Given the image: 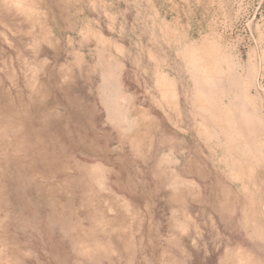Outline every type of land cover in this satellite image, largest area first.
Wrapping results in <instances>:
<instances>
[{"label":"rangeland","instance_id":"1","mask_svg":"<svg viewBox=\"0 0 264 264\" xmlns=\"http://www.w3.org/2000/svg\"><path fill=\"white\" fill-rule=\"evenodd\" d=\"M190 60L245 138L194 116ZM259 118L264 0H1L0 264H221L264 222Z\"/></svg>","mask_w":264,"mask_h":264},{"label":"bare ground","instance_id":"2","mask_svg":"<svg viewBox=\"0 0 264 264\" xmlns=\"http://www.w3.org/2000/svg\"><path fill=\"white\" fill-rule=\"evenodd\" d=\"M1 1V0H0ZM20 5V3H19ZM10 6V5H9ZM23 6V5H21ZM19 6V7H21ZM25 7V6H24ZM18 11V10H17ZM22 11V10H21ZM174 20V19H173ZM172 20V21H173ZM169 21V20H168ZM166 26V25H165ZM167 30V29H166ZM172 31V30H171ZM182 32V31H181ZM169 33V32H168ZM181 35V34H180ZM3 36V35H2ZM4 38V37H3ZM183 38V37H182ZM184 39V38H183ZM174 43V42H173ZM9 44V43H8ZM180 47V46H178ZM207 53H208V60L212 59L211 51L212 48L211 47H207ZM209 51V52H208ZM177 54V53H176ZM205 56V55H204ZM190 59L193 60V54H190ZM247 57V56H246ZM204 58V57H203ZM252 59V58H251ZM255 59V57H254ZM189 63L188 67V71L190 72V81L193 84V86L195 87V94L194 96H185L184 101L187 103H190V105H194V116L195 117H199L200 120L199 121H205L206 122H212L214 124V126H217L220 129V135L225 136L227 139H230L232 136V133H235V129H237V127H239V136L241 138H245V136L247 135V133H250V131L252 130V126L253 123L255 122V118L253 115L251 114H245L243 113L242 115H240L241 117H236V115H234L233 113L230 114H226V112H223L219 107H217V105L214 104H209L207 102V100H210L211 97L213 96L214 93V88L216 87L215 82H217L218 77L216 76L217 72H216V67H215V60L213 61H208L206 60L205 63L208 66V70L206 72V74L201 73L200 71L196 74L193 73V70H195L194 68H197V64L196 62L193 64V62ZM260 60V59H259ZM259 62V61H258ZM259 65V64H258ZM255 67V66H254ZM259 68V67H258ZM260 70V69H259ZM259 74V73H258ZM218 75V74H217ZM250 75H253V72L250 71ZM219 76V75H218ZM169 77V76H168ZM35 79V77H34ZM113 81V80H112ZM257 81V80H256ZM175 82V81H174ZM231 82H233V80H231ZM23 83V82H22ZM257 83V82H256ZM120 87V86H119ZM156 87L158 89V91L160 92V95L162 96V100H164V102L166 104H168L170 102L171 99V93L169 88L166 85V82L163 79H159L157 80V84ZM201 87V89H200ZM19 88V87H18ZM107 89V88H106ZM176 90V89H175ZM118 91V90H117ZM110 95V94H109ZM177 97V96H176ZM124 98V97H123ZM197 99V102H194V100ZM103 100V99H102ZM101 100V101H102ZM178 100V99H177ZM119 101V100H118ZM9 102V101H8ZM114 102V101H113ZM112 102V103H113ZM126 102V101H125ZM163 102V101H162ZM247 105L251 108V110L253 112H255L254 109V101L252 103V100L249 98V100L246 101ZM119 103V102H118ZM178 103V102H177ZM117 104V103H116ZM164 104V103H163ZM101 105V104H100ZM221 105V104H220ZM226 106V105H225ZM118 107V106H116ZM166 107V106H165ZM176 107V106H175ZM109 108V107H108ZM113 108V107H112ZM117 109V108H116ZM122 109V107H121ZM120 109V111H121ZM161 109V108H160ZM224 109V108H223ZM123 110V109H122ZM174 110V109H173ZM113 112V111H112ZM119 112V111H118ZM115 113V112H114ZM133 113V112H132ZM111 114V113H110ZM176 114V113H175ZM120 115V114H119ZM177 115V114H176ZM261 115V113H260ZM107 117V116H106ZM116 117V116H115ZM193 117V116H192ZM113 118V117H112ZM234 119L235 121L233 122ZM237 118V120H236ZM136 120V119H135ZM195 119H193L194 121ZM196 121V120H195ZM129 123V122H128ZM234 123V125H232ZM197 124V123H196ZM115 125V124H113ZM207 125V124H206ZM237 126V127H236ZM177 127V126H176ZM209 128V126H208ZM255 128V127H254ZM121 129V128H120ZM204 129V128H203ZM256 129V128H255ZM124 130V128H123ZM126 130V129H125ZM195 130V129H194ZM210 130V129H209ZM124 132V131H123ZM196 132V131H195ZM204 132V131H203ZM256 135H259L258 137H263L264 138V120H260L259 118V122L257 124V129L254 131ZM193 134V133H192ZM213 135V134H212ZM235 135V134H234ZM224 137V138H225ZM218 138V137H217ZM257 138V137H256ZM211 139V138H210ZM194 141V140H193ZM210 141V140H209ZM212 141V140H211ZM264 141V140H263ZM203 142V141H202ZM243 142V140L241 141ZM262 142V141H261ZM228 147H230V143H226ZM243 144H246L245 142H243ZM244 147V146H243ZM174 148V147H173ZM212 149V148H211ZM260 150V149H259ZM176 151V150H175ZM261 151V150H260ZM212 152V151H211ZM225 153V152H224ZM162 154V153H161ZM174 154V153H173ZM222 154V153H221ZM163 155V154H162ZM225 155V154H224ZM169 156V155H168ZM166 157V156H165ZM205 157V156H204ZM234 157V156H233ZM181 158V157H180ZM208 158V157H207ZM216 158V157H215ZM178 159V158H177ZM259 160V159H258ZM218 161V160H217ZM209 162V161H208ZM233 163V162H232ZM247 164V163H246ZM255 164V163H254ZM223 166V165H222ZM229 166V165H228ZM232 166V165H231ZM253 166V165H252ZM218 167V166H217ZM220 167V166H219ZM255 167V166H254ZM210 168V167H209ZM248 170V168H247ZM250 171V170H249ZM253 171V170H252ZM233 172V171H232ZM251 172V171H250ZM256 172V171H255ZM249 173V172H248ZM258 173V172H257ZM230 174V173H229ZM250 174V173H249ZM229 176V175H228ZM252 176V175H251ZM226 177V176H225ZM242 177V176H241ZM253 177V176H252ZM97 178V177H96ZM231 178V177H230ZM243 178V177H242ZM98 179V178H97ZM238 179V178H237ZM182 180V179H181ZM235 180V179H234ZM245 180V179H244ZM250 181L252 179H249ZM98 181V180H96ZM105 181V180H104ZM183 182V181H182ZM209 182V181H208ZM240 182V181H239ZM96 183V182H95ZM104 183V182H103ZM236 183V182H235ZM233 183V184H235ZM246 183V182H245ZM241 184V183H240ZM249 184V183H248ZM256 184V183H255ZM236 185V184H235ZM245 185V184H243ZM103 186V185H102ZM180 186V185H179ZM191 186V185H190ZM238 186V185H237ZM241 186V185H240ZM101 187V185H100ZM236 188V187H235ZM245 189V187H244ZM254 189V188H253ZM187 190V189H186ZM247 190V189H246ZM189 191V189H188ZM261 193V192H260ZM239 194V193H238ZM248 194V193H247ZM243 200V199H242ZM251 200V199H250ZM249 203V202H248ZM259 207V206H258ZM250 210V209H249ZM202 212V211H201ZM259 212V211H258ZM245 215V214H244ZM248 217V216H247ZM252 220V219H251ZM247 221V220H246ZM254 232V231H253ZM257 235V234H256ZM255 235V236H256ZM222 244V243H221ZM237 248V247H236ZM213 250V249H212ZM230 251V250H229ZM244 252V251H243ZM227 253V252H226ZM236 254V253H235Z\"/></svg>","mask_w":264,"mask_h":264},{"label":"crops","instance_id":"3","mask_svg":"<svg viewBox=\"0 0 264 264\" xmlns=\"http://www.w3.org/2000/svg\"><path fill=\"white\" fill-rule=\"evenodd\" d=\"M253 224L258 225L254 232H246L232 243L228 237L227 243L222 244L221 264H264V222Z\"/></svg>","mask_w":264,"mask_h":264}]
</instances>
